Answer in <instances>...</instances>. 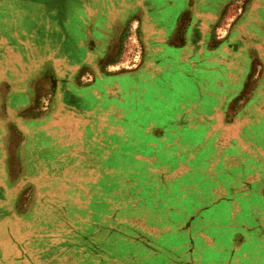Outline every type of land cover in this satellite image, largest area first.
<instances>
[{
	"label": "rangeland",
	"instance_id": "1",
	"mask_svg": "<svg viewBox=\"0 0 264 264\" xmlns=\"http://www.w3.org/2000/svg\"><path fill=\"white\" fill-rule=\"evenodd\" d=\"M38 1L53 36L38 21L31 62L5 54L22 83L3 97L22 104L0 117V264H264L258 0H161L144 42L134 16L89 58L71 36L91 26L83 0ZM227 40V54L205 49Z\"/></svg>",
	"mask_w": 264,
	"mask_h": 264
},
{
	"label": "crops",
	"instance_id": "2",
	"mask_svg": "<svg viewBox=\"0 0 264 264\" xmlns=\"http://www.w3.org/2000/svg\"><path fill=\"white\" fill-rule=\"evenodd\" d=\"M45 5H48V1ZM43 2H39L38 0H0V117L3 119H8L11 117H16L20 115L19 107L22 102L11 101V99H6L3 97V94L6 92V86H12L16 84H21V81H17L14 78H7L6 76V52H7V44L11 54L14 56L11 58L12 62H18V59H15V56L19 53H24L21 57L26 60L27 63L31 62L30 55L33 54L35 56L38 51V21L48 22V30H42L45 34L44 37L51 38L53 36L52 22H55V18L51 19V15L53 12H49L47 8H44L41 4ZM227 2L225 0H215V5H220V7L224 6ZM79 13L83 12L85 15L87 12L92 11L93 17L91 20V26L88 29H84L80 31V27L78 28V33L72 34L71 36L76 39L78 44L79 53L82 54L84 58H89L88 55L91 49V45L98 49H102L106 46L112 45L110 44L112 40L115 38H122L127 36V28L124 29L128 22L132 21L134 16H137L138 21H141L142 29L139 31L136 30V36L142 38V42H144V38L146 40V31H145V23H149L150 21L161 22V0H111L110 3H107L103 0H99V2H95L92 6L87 4L84 0L79 3ZM255 4V11L259 12L255 15L253 22V33L252 36L254 38L259 39L257 43L254 41L253 50L256 53H262L264 51V0H258ZM174 7H177L174 4ZM261 11H259L258 9ZM46 10L44 13H39ZM152 10V11H151ZM81 15V14H79ZM81 17V16H80ZM84 17L85 21L87 20ZM81 23V20H79ZM119 27H124L123 29ZM148 36V35H147ZM44 37H40L43 39ZM45 37V38H46ZM68 37V36H67ZM69 38V37H68ZM69 40V39H68ZM229 40L223 41L219 44H207L205 45V49L207 52L214 53H229L231 46L228 43ZM36 42V43H34ZM22 44V45H21ZM28 46V50L24 47ZM24 45V46H23ZM35 45V46H34ZM53 45V44H52ZM144 46V43H143ZM49 48L54 51L53 46ZM157 49L153 48L157 54L161 53V46L157 45ZM169 47V46H168ZM155 49V50H154ZM24 50L27 52H24ZM251 48L248 49L250 51ZM149 42L147 47L145 46V52L147 54L150 53ZM235 52L242 51L237 46L234 47ZM233 51V52H234ZM48 53V52H46ZM62 53L66 58L71 57L70 50L67 48H63ZM103 51H100L99 58H102ZM18 57V56H17ZM223 55L216 59L213 57L211 59V63H217L222 61ZM99 61V60H98ZM52 66V65H51ZM227 85H230V82L227 81ZM18 92H14L15 94ZM16 95V94H15ZM12 96V95H11ZM26 103V101H25ZM23 101V104H25ZM28 104H31V100H29ZM263 116L262 114H255V116ZM241 117V116H240ZM259 123H253L249 126L254 128L255 132L261 135L260 139L255 140V148L264 150V119L260 118ZM8 124V123H7ZM5 127L4 121H0V129ZM9 144V145H7ZM11 143L8 142L6 144H0V172L6 171V167L8 165V160L6 157L8 149H10ZM264 154V151L261 152Z\"/></svg>",
	"mask_w": 264,
	"mask_h": 264
}]
</instances>
